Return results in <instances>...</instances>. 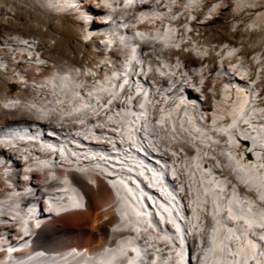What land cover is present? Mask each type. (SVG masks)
Segmentation results:
<instances>
[{
    "label": "bare ground",
    "instance_id": "bare-ground-1",
    "mask_svg": "<svg viewBox=\"0 0 264 264\" xmlns=\"http://www.w3.org/2000/svg\"><path fill=\"white\" fill-rule=\"evenodd\" d=\"M18 1L0 0L29 27L0 25V264H180L185 239L192 264H264V53L217 15L250 0ZM68 12L93 62L58 48ZM76 210L84 247L55 221Z\"/></svg>",
    "mask_w": 264,
    "mask_h": 264
},
{
    "label": "rangeland",
    "instance_id": "rangeland-1",
    "mask_svg": "<svg viewBox=\"0 0 264 264\" xmlns=\"http://www.w3.org/2000/svg\"><path fill=\"white\" fill-rule=\"evenodd\" d=\"M6 2L8 4H5V6L9 7L8 5H11L10 3L17 4L19 1L18 0H6ZM250 2L251 4L250 5L247 4L248 5L247 7L237 6L234 3L222 4L223 8L220 9V13L217 14L218 22H220L222 26H227V28L230 31H236V37H235L236 40L238 41L246 40L248 41L247 45L249 46L253 42L254 44H256V46L261 47L262 48L261 53H264V0H250ZM18 8L19 10H21L19 6ZM31 13L33 15V19L37 17L35 16V14H33V12ZM66 15H67V18L64 19V25L66 26L67 29L73 27V31H70V30L67 31L65 29L66 31L62 33L63 35L62 39L58 41V48L63 49L69 53H73V54L79 53L80 54V48L77 46L78 37L83 35L81 32L82 31L81 29H84L85 22L76 18L72 13L68 12ZM6 16L7 14H1L0 25L9 24L10 26L16 27L20 30L29 28L27 24V20L24 19V16L22 17L21 12L19 13L17 12L14 15L15 17L14 23L9 22ZM209 17H210V14H207V13L204 14L205 19H208ZM57 19H58L57 17H54V20H57ZM202 34H203L202 41H205V40L207 41L210 37H215V33L208 27H206L202 31ZM96 38L98 41H101L103 39L102 37H99V35L96 36ZM88 42L89 43H87V48L83 49L84 51L82 50L80 55L88 63H90L96 59L95 54L100 56L102 55L103 52H101L100 50L96 51L94 44L93 42H91V40H89ZM21 65H24V64L21 63ZM8 85L9 87L7 89V92H8L7 95H10L13 97L18 95L19 93L21 94L22 90L24 89V87H22V85L18 83L16 78H12L10 81L8 80ZM18 177H20V175ZM93 203L94 205H92L93 206L92 210H94L95 212L94 211L93 212L96 214V212L102 206L103 202L100 200V198H97L96 201ZM77 211L79 210H76L75 212H73L74 214L71 215L66 221L60 218L59 216L57 217L55 221L59 224L61 231L65 233L71 232L72 230L77 229L79 225L80 228H82L81 234L74 237L73 243H75L77 246L84 247V246H87L89 242L93 241V239L95 240V238L90 229L91 226H89L90 221L88 219V216L86 214L85 215L83 214V216H81L82 215L81 211L83 210H80L79 212Z\"/></svg>",
    "mask_w": 264,
    "mask_h": 264
},
{
    "label": "snow or ice",
    "instance_id": "snow-or-ice-1",
    "mask_svg": "<svg viewBox=\"0 0 264 264\" xmlns=\"http://www.w3.org/2000/svg\"><path fill=\"white\" fill-rule=\"evenodd\" d=\"M160 75L163 76L164 73H160ZM172 75H175V73H172ZM124 83H127V81H124ZM130 99H131V98H130ZM138 106H139L140 108H143V107H144V105H143V104H139V102H138ZM197 131H199V130H197ZM172 155H176V153H173ZM193 203H195V201H193ZM213 203H215V201H213ZM202 211H205V214H206V215L210 216L212 219H215V216L212 215V212H211L210 210H203V209H202ZM198 218H199V217H197V219H198ZM225 219H226V220H234V217H232L231 214H230V210H229V214L225 217ZM185 227H186V229H187L189 232H191V228H192V227H195V225H192L191 227H189V223L186 222ZM259 239H260V240H264V236L259 237ZM145 243H147V241H145ZM133 251H135V249H133ZM145 251H147V249H145Z\"/></svg>",
    "mask_w": 264,
    "mask_h": 264
}]
</instances>
